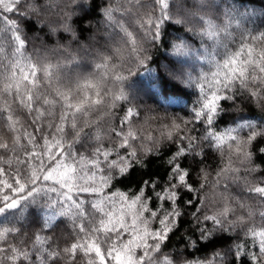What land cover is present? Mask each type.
<instances>
[{"label": "snow or ice", "instance_id": "6c2138e0", "mask_svg": "<svg viewBox=\"0 0 264 264\" xmlns=\"http://www.w3.org/2000/svg\"><path fill=\"white\" fill-rule=\"evenodd\" d=\"M258 5L0 0V264H264V30L243 27ZM78 55L92 72L76 75ZM189 58L215 71L194 79ZM149 62L150 99L197 96L155 135L127 83ZM244 93L259 112L243 114ZM222 100L240 113L223 131ZM133 180L132 196L113 185Z\"/></svg>", "mask_w": 264, "mask_h": 264}, {"label": "trees", "instance_id": "16d2710c", "mask_svg": "<svg viewBox=\"0 0 264 264\" xmlns=\"http://www.w3.org/2000/svg\"><path fill=\"white\" fill-rule=\"evenodd\" d=\"M101 3H103V0H101ZM130 27L129 30H133L137 25H136V20L135 17H133L130 21L127 22ZM243 27L250 31L254 30H264V9L260 8L258 5L256 8V14L250 16L248 19L243 21ZM233 40H235L238 43V38L236 35H234ZM230 48H233L234 45L232 43L229 44ZM153 57L155 58L156 55V50L152 49L151 50ZM127 53H125L126 55ZM77 60L79 61V67L76 69V75H87L88 73L93 71L92 68V59L91 57H85L83 55H78ZM188 67L187 71L193 76L194 79L198 78L199 76L203 75H211L212 72L215 71V68L211 64H205L202 63L200 60L192 59L189 58L188 61ZM155 64L149 62L146 67H137L135 69V74L129 78V81L127 83H135L139 89V91L135 93L130 94H135L137 96V103L145 104L147 105L151 111L147 113V123L143 125V127L146 130H152L153 135H155V129L158 126V121L160 118H166V117H186V114H190L191 109L193 106L196 104L197 101V96L192 95L191 98L188 97H181L179 102L176 103H167L165 98H155V99H150L148 95L145 93L148 92V86L151 81V73L148 71L149 68L155 69ZM68 74H71L69 72ZM126 87V85H125ZM235 103L237 106L241 109H243V114L248 115L251 110L259 112L260 110L256 108V105L253 103L250 97L247 96L246 93L239 95L236 97ZM233 104V101H221V106H226V113H225V120L221 121L219 123V128L221 131L226 129L227 127L231 126V118L235 115H239V112H236L231 105ZM123 108V105H121V109ZM264 114V113H262ZM155 117V119H151L150 117ZM21 118L23 119V115L21 114ZM104 119H107L105 117ZM103 123V120L98 122V125L96 128L93 129H87L86 131L93 132L95 133L97 130H99L100 134H104V129L99 128V124ZM104 144L106 147H114V145L110 144L107 139H105ZM76 147L79 149L80 145H76ZM92 149L89 147L85 151V155L88 154ZM158 164H162L163 161H157ZM218 163V158L213 155L209 161V177H208V182L207 185H210V183L213 180L214 176V171L213 169L216 168V165ZM264 167V166H262ZM152 174L155 175H160L164 176L165 175V167H152ZM113 185L115 187V190L118 192H124L129 196L134 195L138 191V184L135 180L119 185L116 184L115 181H113ZM198 185V181H197ZM105 191L111 192L112 188H108ZM203 196L207 199H214L215 198V192L211 189L210 186H206L204 190H202ZM253 207H255L253 205ZM257 224L260 223L259 219L256 218ZM153 227H157V225L153 224ZM188 228L187 225L184 228L183 232H180L178 235H176L175 240L172 241V244L174 246L173 251L177 246H180V241L181 238L185 235L187 232ZM61 236V244H63V239L67 236L66 232H61L59 234ZM226 247L225 242H221L219 245H217V248L223 250ZM216 248H209L207 251L203 253H197L198 256L201 258L209 256L213 251H216ZM83 264V261L81 262Z\"/></svg>", "mask_w": 264, "mask_h": 264}]
</instances>
